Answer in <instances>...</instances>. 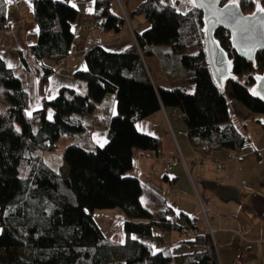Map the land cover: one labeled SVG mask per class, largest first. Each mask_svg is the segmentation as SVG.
Returning a JSON list of instances; mask_svg holds the SVG:
<instances>
[{
  "label": "trees",
  "instance_id": "16d2710c",
  "mask_svg": "<svg viewBox=\"0 0 264 264\" xmlns=\"http://www.w3.org/2000/svg\"><path fill=\"white\" fill-rule=\"evenodd\" d=\"M88 1L95 2L92 16L97 27L121 30L114 0ZM237 1L246 15L258 3L264 6V0ZM32 2L38 39L19 55L27 70L28 54L40 66L46 89L71 54L78 11L68 0ZM5 3L0 0V7ZM132 14L144 15L151 24L136 34L138 46L133 43L121 52L91 47L84 55L86 70L74 73L85 90L63 88L41 110H29L22 80L0 59V264H173L171 256L153 251L140 238L153 236L156 230L181 232L172 222L181 215L169 218L170 211L151 212L141 201V183L127 176L138 152L159 153L162 146L160 139L138 132L136 123L163 108L177 109L186 115L191 145L211 154L239 149L246 142L230 121V99L253 114H264V101L252 92L255 78L264 73V50L256 52L253 62L240 58L230 33L216 28L215 37L233 63V79L220 88L206 59L202 12L192 0H145ZM5 17L0 9V20ZM193 44L199 53L186 54ZM160 46L171 48L182 78L194 84L193 94L155 85L144 56ZM111 94L116 96L117 114L110 121L106 145L96 149L70 145L64 151L68 171L49 166L44 153L56 151L63 136L83 134L82 117L95 112ZM47 107L54 110L52 119ZM23 161L28 165L26 178L20 177ZM111 209L126 216L123 242L109 238L95 217L97 210ZM190 241L193 247L211 240L201 233ZM192 247L181 264H217L214 249L194 259Z\"/></svg>",
  "mask_w": 264,
  "mask_h": 264
},
{
  "label": "crops",
  "instance_id": "0c3cea01",
  "mask_svg": "<svg viewBox=\"0 0 264 264\" xmlns=\"http://www.w3.org/2000/svg\"><path fill=\"white\" fill-rule=\"evenodd\" d=\"M68 1L72 6L75 5L73 7L78 11V17L72 24L75 39L70 56L50 77L46 89L42 87L40 80V66L32 56L27 55L30 68L27 70L19 55V51L23 50L16 48L14 41L9 44L0 41V59L22 80L29 94L30 111L45 108L46 102L56 98L63 88L79 92L85 90L75 79L74 73L86 70L84 55L91 47L111 46L114 48L111 51L121 52L134 43L130 31L125 26L119 32H108L112 35L109 39L92 37V32L96 30L101 33L98 29H89L96 8L95 2ZM20 18L6 14L5 20H0V26L5 25L6 33L16 21L17 25L23 23ZM131 18L135 27L141 28V31L151 27L142 14L136 17V14L131 13ZM77 38L84 40L78 56V50L74 48ZM30 46H27V50ZM170 52L160 46L153 48V53H148L152 59L156 58V62H152L151 70L148 69L155 85L171 90L178 88L185 93L191 91L190 89L194 90V84L182 78L183 70L178 68L177 60ZM185 53L196 55L199 53V46L193 44ZM163 55L167 57L163 58ZM188 83L191 85H187ZM186 85L191 87L187 88ZM2 102L3 97L0 96V105ZM228 108L231 123L246 138L243 147L205 154L191 145L186 120L173 117V108H163L136 123L138 132L161 140L159 153L138 152L133 157L132 168L127 176L139 180L143 188L141 201L151 212L156 214L170 211L169 218L173 215L192 216L196 209V200L185 166L191 167L195 171V181L212 210V224L216 229L214 241L221 264H264V117L253 114L236 100L230 99ZM46 110L47 117L52 119L54 110L50 107ZM116 114V96L111 94L98 105L95 112L82 117L85 132L61 137L59 142L65 138L63 146L58 145L54 152H45V162L55 170L56 166L60 165V168L68 171L64 161L66 147L76 144L87 149L104 147L108 142V131L99 126L98 121L110 122ZM171 152L181 153L185 164L179 159L169 162L167 156ZM122 214L119 209L97 210L95 217L106 233V229H109L107 221L118 216L126 220V216ZM241 234H244V239ZM144 238L141 240L153 251L171 256L175 264H181L182 259L191 252L190 239L178 230H156L153 236H149L152 240L150 243ZM156 245L161 246L155 248ZM240 249L244 250L246 255H242ZM2 254L0 251V256ZM239 256L241 263H237Z\"/></svg>",
  "mask_w": 264,
  "mask_h": 264
},
{
  "label": "water",
  "instance_id": "95a60500",
  "mask_svg": "<svg viewBox=\"0 0 264 264\" xmlns=\"http://www.w3.org/2000/svg\"><path fill=\"white\" fill-rule=\"evenodd\" d=\"M174 1V0H170ZM192 0L202 12L203 44L206 59L215 82L220 88L233 79V63L215 37V29L227 30L231 44L240 58L253 62L256 52L264 50V6L257 4L252 14H244L237 0ZM252 92L264 101V73L255 78Z\"/></svg>",
  "mask_w": 264,
  "mask_h": 264
},
{
  "label": "rangeland",
  "instance_id": "374dc122",
  "mask_svg": "<svg viewBox=\"0 0 264 264\" xmlns=\"http://www.w3.org/2000/svg\"><path fill=\"white\" fill-rule=\"evenodd\" d=\"M144 0H123L124 4H125V8L127 9V11L129 12V14L132 13V11H134V9L136 8V6L142 2ZM115 4V2H114ZM0 9L2 10V12H4L5 14L9 15H13L14 17H18L20 16L21 18V22H23L21 25L18 24L17 25V21L15 22V25L13 24L12 28L9 29V31H7L4 35H0V41L3 40L6 41L7 44L11 43L12 41H14V46H16V48H20L23 51H27V46L28 45H32L35 44L34 42L37 41V36H38V26L35 22L34 19V12H33V2L32 0H12L11 3H8L6 0V3L0 7ZM114 10L115 12L119 15V9L117 7V5H114ZM138 15H136L137 17ZM131 17V15H130ZM134 17V16H133ZM131 22L132 24L135 26L134 24V20L131 18ZM3 27H5V25H2ZM112 35L110 33H99L97 30L95 32H92V37L97 38V39H109ZM132 37V35H131ZM133 39V37H132ZM83 39L77 38L75 44H74V48H76V50H78L77 56L79 55V51L81 48V45L83 44ZM165 47L167 50H170L169 46H163ZM107 49L109 50H113L114 48L109 46ZM167 55H163V58H166ZM144 62L147 66L148 69L151 70L152 67V62H156V58H151L148 54H146L144 56ZM187 85H191V84H187ZM186 87H191V86H187ZM178 89V88H175ZM189 90V89H188ZM191 91H187L189 95L194 93V90L190 89ZM179 111V110H178ZM180 112V111H179ZM259 116L264 117V114H259ZM63 139L59 142V146H63L64 142ZM58 157L59 154H58ZM56 166V165H54ZM57 170L60 168V165L56 166ZM28 174V165L26 163V161H23L21 168H20V177L21 178H26ZM121 211V210H119ZM122 212V211H121ZM123 215V214H122ZM108 225H109V229H106V234L109 238H111L113 241L115 242H123L125 240V228H124V223L125 220L118 216L115 217L113 220L107 221ZM140 238H144L141 237ZM155 239H158L157 236H154ZM144 240L148 243L152 242L151 238H147L145 237ZM161 245H156L155 248H158ZM173 264H175V262H173Z\"/></svg>",
  "mask_w": 264,
  "mask_h": 264
},
{
  "label": "built area",
  "instance_id": "2783aa9c",
  "mask_svg": "<svg viewBox=\"0 0 264 264\" xmlns=\"http://www.w3.org/2000/svg\"><path fill=\"white\" fill-rule=\"evenodd\" d=\"M115 4L117 5L119 9V23H121L123 26L127 27L128 30L130 31L132 37H133V42L135 45L138 46L137 39H136V34L141 30V28L135 27L132 22H131V17L127 9L125 8V4L123 0H114ZM89 29L95 30L98 29L101 33L106 32L103 27L99 28L97 27L96 21L92 17V22L90 24ZM6 31V27H3L2 25L0 26V35H3ZM140 50V49H139ZM141 52V51H140ZM143 53V52H141ZM173 117H178V118H186V115L182 112H179L177 109H174L172 112ZM98 125L103 127L104 129L108 130L110 122L107 120H100L98 121ZM167 159L169 162H173L176 159H179L181 162L185 164L184 157L181 153H174L171 152L168 156ZM198 162V161H197ZM196 162V164H197ZM203 163H205L203 161ZM187 169L189 181L191 183L193 192H194V197L196 200V209L194 211V214L192 217H187V216H177L172 219V222L175 223V225H178L181 228V233L186 235L189 239H196L199 234H203L205 237L210 238V244H205V243H198L195 246L192 247V256L194 259L199 258L203 253H206L212 249L215 251L216 255V260L217 264H221L219 258H218V253L217 249L215 246V233L216 229L212 224V210L209 208L207 205L202 191L199 189V186L197 185L195 181V171L189 166H185ZM244 234H241V238L244 239ZM241 253L242 255H246V252L242 249ZM242 259L239 256L237 259V263H241Z\"/></svg>",
  "mask_w": 264,
  "mask_h": 264
},
{
  "label": "snow or ice",
  "instance_id": "6c2138e0",
  "mask_svg": "<svg viewBox=\"0 0 264 264\" xmlns=\"http://www.w3.org/2000/svg\"><path fill=\"white\" fill-rule=\"evenodd\" d=\"M7 2H8V3H11L12 0H7ZM73 6H75V5H73ZM261 11H264V9H261Z\"/></svg>",
  "mask_w": 264,
  "mask_h": 264
}]
</instances>
